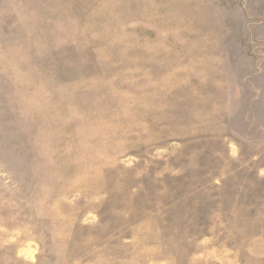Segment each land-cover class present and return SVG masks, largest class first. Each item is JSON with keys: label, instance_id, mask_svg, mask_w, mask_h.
<instances>
[{"label": "rangeland", "instance_id": "obj_1", "mask_svg": "<svg viewBox=\"0 0 264 264\" xmlns=\"http://www.w3.org/2000/svg\"><path fill=\"white\" fill-rule=\"evenodd\" d=\"M0 264H264V0H0Z\"/></svg>", "mask_w": 264, "mask_h": 264}]
</instances>
